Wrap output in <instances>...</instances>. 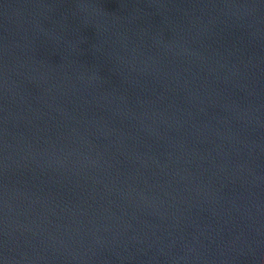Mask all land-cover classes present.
<instances>
[{
    "label": "water",
    "instance_id": "1",
    "mask_svg": "<svg viewBox=\"0 0 264 264\" xmlns=\"http://www.w3.org/2000/svg\"><path fill=\"white\" fill-rule=\"evenodd\" d=\"M0 264H264V0H0Z\"/></svg>",
    "mask_w": 264,
    "mask_h": 264
}]
</instances>
